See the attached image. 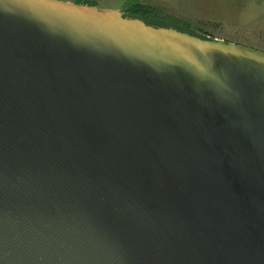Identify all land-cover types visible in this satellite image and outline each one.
<instances>
[{"label": "water", "instance_id": "obj_1", "mask_svg": "<svg viewBox=\"0 0 264 264\" xmlns=\"http://www.w3.org/2000/svg\"><path fill=\"white\" fill-rule=\"evenodd\" d=\"M0 264H264V51L0 0Z\"/></svg>", "mask_w": 264, "mask_h": 264}, {"label": "rangeland", "instance_id": "obj_2", "mask_svg": "<svg viewBox=\"0 0 264 264\" xmlns=\"http://www.w3.org/2000/svg\"><path fill=\"white\" fill-rule=\"evenodd\" d=\"M61 1L76 3L75 0ZM223 3L226 0H82L76 4L119 11L153 26L173 27L204 39L224 40L264 51V44L246 38L242 30L224 28L221 21L237 17L238 7L230 4L223 7Z\"/></svg>", "mask_w": 264, "mask_h": 264}, {"label": "crops", "instance_id": "obj_3", "mask_svg": "<svg viewBox=\"0 0 264 264\" xmlns=\"http://www.w3.org/2000/svg\"><path fill=\"white\" fill-rule=\"evenodd\" d=\"M228 4L238 7V16L222 20L224 28L242 30L246 38L256 44H264V0H226L223 7Z\"/></svg>", "mask_w": 264, "mask_h": 264}, {"label": "trees", "instance_id": "obj_4", "mask_svg": "<svg viewBox=\"0 0 264 264\" xmlns=\"http://www.w3.org/2000/svg\"><path fill=\"white\" fill-rule=\"evenodd\" d=\"M75 2H76V3H82V0H75ZM87 3H88V2H87ZM90 4H93V3L90 2ZM131 15H135V14H131ZM146 23L151 24V23L148 22V21H146Z\"/></svg>", "mask_w": 264, "mask_h": 264}]
</instances>
